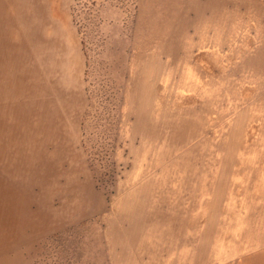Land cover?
<instances>
[{
    "label": "rangeland",
    "instance_id": "rangeland-1",
    "mask_svg": "<svg viewBox=\"0 0 264 264\" xmlns=\"http://www.w3.org/2000/svg\"><path fill=\"white\" fill-rule=\"evenodd\" d=\"M0 264H264V0H0Z\"/></svg>",
    "mask_w": 264,
    "mask_h": 264
}]
</instances>
